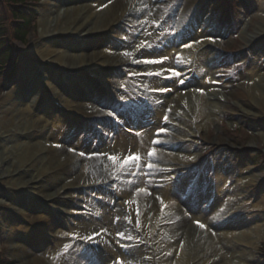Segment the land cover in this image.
Listing matches in <instances>:
<instances>
[{
    "label": "bare ground",
    "instance_id": "bare-ground-1",
    "mask_svg": "<svg viewBox=\"0 0 264 264\" xmlns=\"http://www.w3.org/2000/svg\"><path fill=\"white\" fill-rule=\"evenodd\" d=\"M48 1L53 6L41 11L43 35L54 39L43 41L42 43L45 42L49 47H42L41 43L34 53V61L42 68V76H45L46 80L41 83L37 81L38 71L32 73L30 79L25 78L21 84L31 85L32 91L26 89L22 92L16 87L0 102V162H7L5 165L2 163L0 167V186L9 187L11 208L14 209L3 216L5 224L7 227L9 224L12 226L16 217H35L33 223L23 228L24 234L17 233L13 228L9 231L11 242L18 246L17 256L25 258L20 264H65L62 253H66L71 259L70 264H94L95 260L103 261V264H153L154 260L157 264H253L252 253L256 244L264 237V194L259 201L253 200L260 185V178L245 166L236 181L230 183V179L225 176L228 172L222 168L231 160L227 161V157L223 155L218 158L222 168L212 179L206 180V183L214 185L213 193L216 198L218 194L214 212L224 209L223 214L227 215V210L233 206L234 211H241L242 214L246 207L242 206L251 203L248 209H245L256 213L252 216L254 218L250 219L251 225H236L234 229L222 228L224 233L219 231L208 235L205 244L202 240L195 242L191 233L185 238L184 234H178L172 231L173 229H158L160 222L157 220V210L162 204L174 202L175 199L171 197L172 190H178L187 196L190 188H197L195 179L190 175L184 176L185 170H190L191 163L198 157L196 150L190 152L198 146L194 141H199L196 132L192 130L206 126L223 108L217 101L209 100L206 107H210L211 111L206 112L203 102L204 91L215 92L223 86L216 74L213 57V41L217 42L218 31L207 23V19L200 21L208 12L206 9L209 0H174L173 6L167 10L158 7L159 0ZM139 6H145L147 12L140 15L136 10ZM174 9H178L177 16ZM263 15L264 2L261 1L257 17L261 18ZM150 20L161 22V32L151 34V30L146 28V23ZM50 21L52 23L49 24ZM185 23L190 25L187 32L183 31ZM179 28L182 30H178ZM251 33L255 36L253 39H258L264 33V26L261 25V30H256V33ZM188 35H193L190 43L186 41ZM73 36H83L85 46L77 45L72 39ZM113 37L126 39L127 42L121 46L119 41L112 40ZM259 40L250 48L255 62V67L249 71L253 85L264 79V52H260L261 49L258 48L264 44V40ZM245 41L251 43L248 39ZM95 42L97 43L94 44ZM136 52H141L147 61L163 62L151 63L149 68L136 72L144 74V78L133 80L131 74L137 70L126 66L129 57L124 54L128 53L131 57ZM124 57L126 61L123 60ZM42 61L50 62L51 67L45 66ZM31 64V67L28 64L24 66L22 79L28 70L31 72L37 69L33 62ZM117 66L124 67V71H127L126 77L123 78L120 76L122 73L113 71ZM189 66H194L197 76L203 78L202 82L195 83L196 80L191 79L194 74ZM60 67L80 72L71 82L72 91L64 88L59 82ZM88 73L109 82L112 93L124 100L133 98L134 85L145 84L143 95L147 100L154 101V105L156 98L157 116H160L161 120L167 114L165 105L171 103L174 106L170 119L172 126L177 123L190 128L191 134L187 136L176 129L178 125L173 128L172 134L162 131L166 134L161 135L163 139L157 144L173 148V144L169 147L167 139L171 136L176 138L173 141L177 142L194 140L188 153L184 147L181 148L187 155L165 153L178 162H183V165L180 170H170L171 175L180 177L168 181L161 198L162 203H150L148 194L153 197L157 192L163 193L167 181L163 180L165 178L159 168L152 166L146 169L148 153L154 150L151 145L154 132L151 129L159 128L161 123L155 125L153 117V123H146L149 130H141L139 133L133 131V136L144 133L143 150L139 152L136 138L130 137V130L127 129L130 128V119L124 111L116 112L113 104L97 93L101 88L93 86L95 82L88 78ZM224 87L228 90L226 85ZM23 94H27V101L20 102L19 97ZM197 95L200 100L198 97L191 109V113H194L191 121L186 125L183 121L185 114L175 119V116L181 113L179 108L185 105L183 98H193ZM140 98L139 92L136 99L133 98L135 104ZM250 98H260L264 101L263 86H256L250 93ZM56 101L71 113L65 116L64 112L58 111L54 106ZM242 107L244 111H251L253 108L249 107V103ZM130 108H134V105ZM54 112L60 113L54 115ZM109 117H116L114 123H109ZM117 120L124 123L119 135L115 123ZM195 120H201L202 125L197 127ZM107 123L110 129L103 131V134H96L88 128V125L97 124L105 130ZM136 152L143 154L145 158L139 176L138 173L130 174V161L121 167L125 158L138 156ZM109 157L117 159L113 161ZM147 176H150V179ZM106 188L113 189L112 199L103 197L106 195ZM251 189L252 196L247 195ZM63 190H67L65 197H68L69 201L58 198V194ZM24 191L37 197V204L31 203L22 209L20 204L24 198L21 193ZM225 195L230 199L227 200ZM46 200H50L49 207L44 204ZM52 208L58 209L59 212H54ZM130 215L133 217V224H130ZM248 218L250 217L246 219ZM73 221L74 225L71 224ZM193 221L201 220L195 218ZM54 224L62 225V228L56 229ZM38 230L41 231L39 236L33 234ZM156 232L158 235L155 238L153 235ZM49 234H52V245L45 239ZM165 234L169 237L167 240L162 238ZM229 235L235 240V244L228 242L226 237ZM89 236L94 239H88ZM15 238L16 242H13ZM38 241H41V244L37 243ZM72 244L75 245V250L69 254L67 250ZM139 245L143 248L138 250L136 247L139 248ZM240 245L241 249L237 248ZM95 246H99L104 254L99 255L93 249ZM192 252H195L194 256L191 255ZM219 253L224 255L220 257ZM157 256L161 258L155 259Z\"/></svg>",
    "mask_w": 264,
    "mask_h": 264
},
{
    "label": "rangeland",
    "instance_id": "rangeland-1",
    "mask_svg": "<svg viewBox=\"0 0 264 264\" xmlns=\"http://www.w3.org/2000/svg\"><path fill=\"white\" fill-rule=\"evenodd\" d=\"M54 1H58V0H54ZM261 1L264 2V0H209V2L207 3L206 10L208 12L205 14L206 16L204 15L201 17L200 21L202 22L203 20L207 19L208 21L207 23L212 25V27L216 28V30L218 31L216 37L217 42L214 43L215 41H213L214 44L213 57L215 62L216 74L218 75V77H220V81L222 82L223 86H221V88H219L215 92H207V91L205 92L203 90L204 91L203 97L205 99V101L203 100V102L205 105L206 112L211 111L210 107L208 106L206 107L207 103L209 104V100L217 101L223 108L221 112L214 119H212V121L206 124V126L198 128L196 129V131H194L195 129L192 130L193 132H196L199 141H194L192 139H185L182 140L181 142L180 141L177 142L176 140L173 141V139L176 138H172L171 136L167 139L170 145L169 147H171V144H173V148L163 147V145H157L159 141L163 139V136L166 134V133L163 134L162 131L163 132L168 131L171 133L173 128H175L176 125H178L177 123L173 124V126L171 124L172 122L170 120L172 118L171 111L174 109V106H172L171 103L165 105L167 109L166 110L167 114H165L167 120H165V118L161 120L160 116H157L158 108L156 106L157 105L156 98H155V102H156L155 105H153L152 101L151 102L146 101L145 98V100L139 102L138 105L134 107L133 110L130 111V121L131 119H133L135 120V122L139 123L141 125L142 131H145V129L146 131L149 130V127L147 126L146 123L149 122L153 123V120L151 119L153 117L155 118L154 121L155 125L161 123L160 126H158L159 128L155 127L151 129V131L154 132L153 134L154 136L151 144L154 150L149 151V153L152 152L153 154L149 155L148 153L149 160L146 166L152 165L154 168L155 167H157V169L159 168L161 173H163V178H165L163 180L167 182L165 188H163L164 190L163 193L157 192V194H155L153 197L152 194H148L149 195L148 200L150 203L151 201H153L156 204L162 203L163 199L161 198L165 193V189L166 186H168V183L172 179L176 180V178L180 177V176L175 177V175H171L169 172L172 168H174L175 170L178 168V170H180L181 165H183V162H178L174 157H170L165 153L170 152V153H177V154L180 153L182 155H187L185 152L182 151L181 148L184 147L183 149L188 153L189 148L192 145V141L197 142L198 146L194 150H191L190 152L196 150V154L198 155V157L195 159V161L191 163L190 165L191 169L189 171L185 170L184 174L190 175L192 179H195L197 181L198 185L201 183L202 179L208 178L207 181L209 180V178L212 179L215 176L216 172L222 168L220 166V161L218 160V158L221 155H223L227 157L226 159L227 161L229 159L231 160L227 166H224L222 168L223 170L228 172L225 173V176H227L228 179H230L229 180L230 183H234L236 181L237 177L241 175L242 171L246 166V168H249L251 172L256 173V175H258L260 178L258 183L260 185L253 196L254 202H256L257 200L259 201L261 195L264 194V101L263 99L260 98L255 100H252L250 98V93H252L253 90H255L256 86L257 87L263 86L264 89V79H262L261 81L258 80L253 85L249 78L250 69L252 67H255L253 66L255 62L253 61V56L251 54L250 48L251 46L257 44L260 41L259 39L264 40V33L263 35L261 34L262 36H260L258 39L256 38L253 39L255 36H252L251 33V32L256 33V30L257 31L261 30V25L262 27L264 26V15L261 16V18L257 17V13ZM158 2H159L158 7H160L163 10H167V8L173 6L174 0H159ZM52 6L53 4L50 5L48 0H40V3L37 4L36 6L34 5L29 6L34 11L35 23L30 28L28 27L26 29L27 38L24 42L25 45H20L19 43H15L16 47L19 48L18 50L20 52L18 57V67H19L18 69H20V67L23 66L25 60L31 59L30 56H27L28 51L34 48V45L37 44V42H40L44 38L43 23L41 20V11H43L45 8L50 9L52 8ZM137 10L139 11V14H142V12L144 13L147 12V8L145 6H142V8L139 6ZM198 10L199 8H197L196 12H198ZM178 13H179L178 9H174L175 16H177ZM50 23L52 22L50 21L49 24ZM54 25L55 23L53 24V26ZM189 26H190L189 23L188 24L185 23L184 30H187ZM146 28L151 30V34H157L161 32V22L157 20H150L146 23ZM178 30H182V28H179ZM35 31L37 34L36 37H34ZM215 34L216 33H214V35ZM167 39H169L168 36ZM245 39H248L251 43L248 44V42L245 41ZM214 40H215V36H214ZM96 43L97 42H95L94 44ZM258 48L261 49L260 52L261 51L264 52V44ZM27 62H28L27 63L28 66L31 67L32 61L28 60ZM189 69H191V71L194 74V77L191 76V79L192 80L196 79L195 83H197L196 76L198 75V73H196V71L194 70V66H192L191 68L189 66ZM32 73H34L33 70H31V72L28 70L26 74V79H30L29 76L31 77V75H33ZM18 75H19V71L17 73V76ZM182 78L184 79L185 77ZM37 81H40V79H37ZM21 84H22L21 82L15 83V81L12 83H7V82L0 83V102L16 87L22 92H25L26 89L31 91L33 90L31 85L27 86L24 84L21 86ZM225 85L226 87H228V90H225L224 87ZM99 94L104 95V98L109 100V93L106 90L100 91ZM25 95L23 94L22 96L19 97L20 102L24 100L27 101L28 96L27 94ZM198 97L200 100L199 95H197V97L193 96V98L191 97L183 98V102L185 105H182L181 103L183 108L182 107L179 108L181 113L177 114L175 116V119H179L180 115L182 116L185 114L183 121L186 122L187 125V123L191 121L192 115L194 114L191 113L193 111L191 109L195 105ZM130 101H132L130 98L127 99V101H123L124 102L123 107L124 108L129 107V105L131 104ZM246 102L249 103V107L253 106L251 111L250 110L244 111L242 106L246 105L247 104ZM117 109H122V108L118 107ZM194 122L196 123L197 127H200V125H202L201 120H195ZM176 129L180 132H184L186 136L191 134L190 128H186L183 125H178ZM129 130H130L129 136L135 137L136 140H138L137 136L132 135L133 131L136 132L137 130L136 127L131 125ZM141 130H139L138 132H140ZM143 135L144 133L140 136L139 141L140 140L143 141V137H142ZM4 139L6 138H3V140ZM174 143H176L177 145H174ZM141 150L143 149L139 147L138 151L141 152ZM159 150H162V152H159ZM136 155H138L140 159L138 161H130L131 175L137 173L135 172L136 167L139 168V165L143 164L142 162L145 160L143 154H139L138 152H136ZM2 163H4V165L7 164L6 161H1L0 167ZM148 168L150 167L148 166L146 169ZM140 169L142 170L141 167ZM137 171L139 172V170ZM147 178L150 179V176L149 177L147 176ZM199 186H200L199 189L190 188L186 193L187 196L182 195V193L178 192V190L175 189L172 190L171 197L175 199L174 202L171 204L168 203L162 204L164 208L162 206L161 208H159V210H157V215H156L157 220L161 219V216L163 215L170 221V222H166V224H160L161 226L166 225L165 227H163V231L166 230L165 228H169V230L173 229L172 231H176V233L178 234L181 235L184 234L185 238H187L188 234L191 233V237L192 238L194 237L193 240H195V242H200V240H202L204 242L203 244H205L208 235L218 233L219 231L222 233V231L224 230L222 228L229 227L234 229L236 228L235 227L236 225L238 226L241 225L244 227L251 225L250 219L254 218L252 216L255 215L256 213H254L252 210L250 211L245 210L248 209L251 203L242 206V207L246 206L242 214L241 211H239V213L234 211L235 209L233 208V206L230 207V210H227V213H229L227 215L223 214L224 209H221L220 211L217 210L216 212H214V210H216L215 205H217L218 194L216 198L215 194L213 193V189H214L213 184L212 185L209 183L207 184L204 181V183ZM168 188L169 187H167V189ZM9 191H10L9 187L4 188L0 186V217L2 216V213L5 210L4 208L10 207V205L7 204L10 198ZM109 192L110 193H107L103 197H110L112 199L113 196L111 197V195H113V192L111 191ZM252 193H253V189L248 191V193L246 194L251 195ZM211 197L212 200H210ZM221 198H223V196ZM229 199L230 198L228 197L227 200ZM146 202L150 204L148 201ZM30 204L31 203L29 202H25V203L22 202L21 205L23 207H28ZM172 208L174 209L171 210ZM157 209H158V205H157ZM42 212H44L43 208H42ZM247 217L250 218L246 219ZM195 218L201 220L202 222L193 221V219ZM22 221H28V222L21 223ZM33 221H35V217L28 216L27 220L21 217L18 218L16 221L14 220L12 221L14 223L12 225V228L17 233L24 234L25 231L23 230V228L29 226L31 223H33ZM132 222H133V217L130 215V224H133ZM199 224L204 225V227L203 228L199 227L198 226ZM2 227L4 226H1L0 230ZM56 229H61V228L57 226ZM40 232L41 231L38 230V232L33 234H38L39 236ZM224 232L225 231H223V233ZM162 238L167 240V238L169 237L167 234H165L162 236ZM231 238H232L231 235L226 237L228 242H230L233 245L235 244L234 242L235 240L233 241V238L232 239ZM14 241L15 239L13 240V242ZM138 247L139 248L136 247V249L138 250L143 248L142 245H139ZM263 247H264V237L261 238L258 244H256L254 252L252 253V255L254 256L253 264H264ZM237 248L241 249V245L238 246ZM93 249L99 255L104 254V252L101 251V248L99 246H96ZM14 250L15 249L14 247H12L10 241L7 240L3 241L0 237V253L5 255L7 258L13 260L16 264H20L22 260H25V258L22 256H17L16 251ZM73 250L74 249H72V251ZM194 253L195 252H192L191 255L194 256ZM223 253H225V251ZM62 254H63L62 257H64L65 264L68 263L70 264L71 259L68 258L66 253L65 255L64 253ZM223 255L224 254L219 253L220 257ZM161 256H157L155 259L159 260ZM103 259L105 258L103 257ZM102 262L95 260L94 264H103ZM153 264H157L155 260Z\"/></svg>",
    "mask_w": 264,
    "mask_h": 264
},
{
    "label": "trees",
    "instance_id": "trees-1",
    "mask_svg": "<svg viewBox=\"0 0 264 264\" xmlns=\"http://www.w3.org/2000/svg\"><path fill=\"white\" fill-rule=\"evenodd\" d=\"M27 0H0V74L3 67L8 63L12 51L10 46L6 45V42H4L3 37L7 34L6 30V22L8 20L7 10H9V17L11 20L17 21L18 19L24 18L25 25L24 26H17L20 27L21 30H17L16 38L18 40H22L26 36L25 28L32 25L33 19H28L27 17H24L23 10L21 8L16 9L14 5L24 2ZM38 1V0H36ZM2 75H0V82L2 81ZM2 264H7L6 262Z\"/></svg>",
    "mask_w": 264,
    "mask_h": 264
},
{
    "label": "snow or ice",
    "instance_id": "snow-or-ice-1",
    "mask_svg": "<svg viewBox=\"0 0 264 264\" xmlns=\"http://www.w3.org/2000/svg\"><path fill=\"white\" fill-rule=\"evenodd\" d=\"M124 55L127 56L128 53H125ZM162 62L163 61H144V63H162ZM158 74L159 73H151V75H158ZM174 75H179V73H174ZM182 82L183 81H181V83ZM165 120H167V117H165ZM152 154H153L152 152L149 153V155H152ZM81 155H83V154H81ZM109 159L113 160V161H116L117 158L116 157H109ZM139 159H140V157H138V156L127 157V158H125V160H124L123 164L121 165V167H123L124 165H127L129 163V161H138ZM148 166L152 167V165H148ZM137 215H139V210H137ZM137 226H139V221H137ZM198 226L201 227V228L204 227V225H202V224H199ZM97 235H99V233H97ZM120 236H121V238H123V234L122 233L120 234ZM88 239L92 240V239H94V237L93 236H89Z\"/></svg>",
    "mask_w": 264,
    "mask_h": 264
}]
</instances>
